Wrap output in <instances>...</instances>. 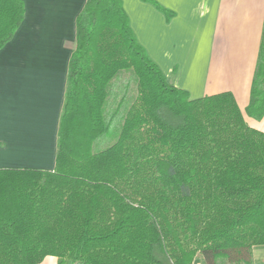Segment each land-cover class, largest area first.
<instances>
[{"label":"trees","instance_id":"trees-1","mask_svg":"<svg viewBox=\"0 0 264 264\" xmlns=\"http://www.w3.org/2000/svg\"><path fill=\"white\" fill-rule=\"evenodd\" d=\"M0 0V49L24 18ZM132 72L120 113L109 88ZM246 114L264 115V27ZM264 246V132L230 92L191 99L169 84L130 28L121 0H87L76 17L52 170L0 169V264H253Z\"/></svg>","mask_w":264,"mask_h":264},{"label":"crops","instance_id":"crops-1","mask_svg":"<svg viewBox=\"0 0 264 264\" xmlns=\"http://www.w3.org/2000/svg\"><path fill=\"white\" fill-rule=\"evenodd\" d=\"M86 1L23 0V21L0 49V169L54 168L76 17ZM121 4L137 41L169 84L191 99L232 93L248 125L264 132V115L254 119L246 114L264 0ZM48 258L56 264V257L43 260ZM195 261L206 264L203 258ZM252 261L264 264V246L252 248Z\"/></svg>","mask_w":264,"mask_h":264},{"label":"rangeland","instance_id":"rangeland-1","mask_svg":"<svg viewBox=\"0 0 264 264\" xmlns=\"http://www.w3.org/2000/svg\"><path fill=\"white\" fill-rule=\"evenodd\" d=\"M109 98L107 102L106 111L110 115L113 110H115L117 104L121 99H123L121 103V110L120 113L115 116V119H112V123L108 132L98 138L92 145L93 152H98L107 148L111 145L119 131L121 118L120 116L126 111L128 106L132 103L135 99L137 94V85H136V78L132 72L128 71H121L119 72L118 76L112 81L110 88H109ZM199 260H202V256L198 253L196 255ZM51 258L43 260L41 264H54V260H50ZM196 264V261H195ZM216 264H232L225 258H220L216 261Z\"/></svg>","mask_w":264,"mask_h":264}]
</instances>
